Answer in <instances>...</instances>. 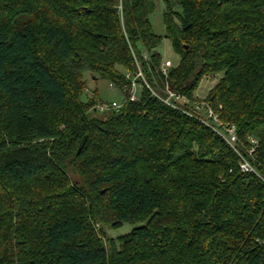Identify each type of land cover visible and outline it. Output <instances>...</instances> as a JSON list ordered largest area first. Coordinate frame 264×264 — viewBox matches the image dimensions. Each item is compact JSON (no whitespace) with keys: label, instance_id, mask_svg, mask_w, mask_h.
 <instances>
[{"label":"trees","instance_id":"trees-1","mask_svg":"<svg viewBox=\"0 0 264 264\" xmlns=\"http://www.w3.org/2000/svg\"><path fill=\"white\" fill-rule=\"evenodd\" d=\"M163 1L170 88L221 75L206 101L264 159V0ZM154 11L0 0V264H264V184L220 136L147 89L103 118L82 98L87 73L128 95L133 53L164 87Z\"/></svg>","mask_w":264,"mask_h":264},{"label":"built area","instance_id":"built-area-1","mask_svg":"<svg viewBox=\"0 0 264 264\" xmlns=\"http://www.w3.org/2000/svg\"><path fill=\"white\" fill-rule=\"evenodd\" d=\"M120 11H122L121 5ZM133 55L136 61L137 70L135 72L127 71L125 73L126 78L130 82L128 95L123 93L124 99L121 103L116 101L99 102L92 108V111L101 114L110 111L118 112L122 109L125 102L139 100L143 89H147L153 96L157 97L169 107L198 120L216 135L220 136L237 155L240 172L244 174H252L264 184V159L260 158L258 155L260 143L256 137L249 136L247 139L241 138L238 135L236 125L223 121L219 114L210 106L208 101H192L186 95L172 90L167 81L170 69L174 66L171 60H162L160 65L159 73L165 79L164 87H162L159 86L156 81H154L155 85L151 84L145 75L137 56L134 53ZM148 58V54L145 53L144 59L147 60ZM113 87L117 88L113 83H110L109 88L112 89ZM138 87L140 88L139 97L135 94Z\"/></svg>","mask_w":264,"mask_h":264},{"label":"rangeland","instance_id":"rangeland-1","mask_svg":"<svg viewBox=\"0 0 264 264\" xmlns=\"http://www.w3.org/2000/svg\"><path fill=\"white\" fill-rule=\"evenodd\" d=\"M155 2V11L150 16V21L152 24L153 31L162 36L163 40L160 46L157 48V51L161 55L162 60H171L174 65L179 62V56L173 51L171 42L164 37L165 29H164V22H163V13L165 9L164 1L163 0H154ZM221 75H217L215 77H205L203 78L202 82L200 83L199 87L195 90V96L198 97L200 100H207V96L210 90L216 85L219 81ZM87 81V88L86 92L82 95L83 100H88L94 94V91H98L99 100L102 102H112L116 101L121 103L124 99V94L119 89L113 87L110 89V83L106 80L98 79L94 80L90 73L85 75ZM136 96H140V88L138 87L136 91ZM93 116L103 118L105 114H101L98 112H93ZM132 228L131 224L122 225L117 228H111L106 226V236L108 239H112L115 242L116 240L128 233ZM107 244L110 245L111 241L107 240Z\"/></svg>","mask_w":264,"mask_h":264}]
</instances>
